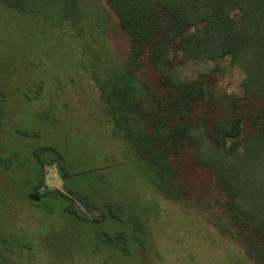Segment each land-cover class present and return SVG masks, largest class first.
Wrapping results in <instances>:
<instances>
[{"label":"trees","instance_id":"obj_1","mask_svg":"<svg viewBox=\"0 0 264 264\" xmlns=\"http://www.w3.org/2000/svg\"><path fill=\"white\" fill-rule=\"evenodd\" d=\"M0 3L13 18L41 25L75 50L106 128L128 160L96 171L81 165V171L73 172L79 151L71 144L64 152L46 145L32 158L10 152L0 159L5 207L4 223L0 215V264H25L26 250L31 251L29 260L37 261L39 243L24 234L15 218L10 220L7 209L13 198L9 191L20 190L42 217V226L30 235L37 234L45 244L54 246L64 224L82 223L80 206L87 208L91 202L101 215L86 221L78 234L81 255L73 257L103 248L137 255L152 240L146 215L132 198H137L138 181L164 200L197 210L212 244L217 240L225 246V264H264V0ZM25 28L19 25V33L26 35ZM117 32L129 40L124 58L108 39ZM0 33L2 45L13 44L14 29L1 28ZM191 63L207 68L182 78L180 68ZM233 64L245 74L242 97L221 86ZM4 117L0 104V122ZM188 147L210 178L205 201L185 197L186 190L179 188L177 163ZM49 151L56 155L64 189L35 194L43 186L45 165L54 163ZM121 175L126 176L123 185Z\"/></svg>","mask_w":264,"mask_h":264},{"label":"rangeland","instance_id":"obj_2","mask_svg":"<svg viewBox=\"0 0 264 264\" xmlns=\"http://www.w3.org/2000/svg\"><path fill=\"white\" fill-rule=\"evenodd\" d=\"M99 1L104 4V0ZM10 16L8 11L2 10L0 3V29H14L15 32L13 44L5 46L0 35V104L5 110V117L0 122V159L10 152L32 158L37 148L46 145L64 152V147L71 144L79 151L71 168L73 172L81 171V165L87 167L84 169L87 171L126 165L128 160L106 128L91 82L84 76L75 50L41 25H30L26 20ZM11 18L15 22L10 26L7 22ZM21 24L26 26V35L19 33ZM108 39L116 53L124 58L129 48L128 37L117 32L110 34ZM206 68L207 65L191 63L180 68V76L193 78ZM244 78L240 66L230 65L221 86L228 93L242 97ZM40 86H43L41 94L38 93ZM48 158L54 163L45 165L43 186L35 194L64 189V178L59 174L54 152L49 151ZM177 172L179 188L186 190L183 195L205 201L210 178L206 166L194 160L193 148L183 151ZM113 173L112 170L111 179L115 180L117 177ZM1 177L4 176L0 169V215L4 223ZM119 180L125 184L126 176L121 175ZM138 183L137 198L134 195L132 198L139 212L146 215L145 223L151 230L152 240L133 257H126L114 248H103L87 257H73L72 254L82 252L78 234L85 229L86 221L99 219L101 215L96 204L91 202L87 208L80 206L82 223L62 226L63 232L59 233L54 246L45 244L37 234L34 239L30 234L41 225L42 217L21 190L9 191L13 196L7 205L10 220L15 218L17 226L26 230L24 234L39 243L35 255L37 261L29 260L31 251L26 250L25 264H225V246L217 240L212 244L214 239L197 210L164 200L145 188L142 182ZM96 198L107 200L106 197Z\"/></svg>","mask_w":264,"mask_h":264}]
</instances>
